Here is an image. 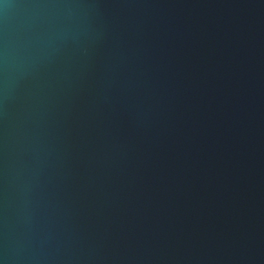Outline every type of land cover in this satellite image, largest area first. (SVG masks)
I'll return each instance as SVG.
<instances>
[{
    "label": "water",
    "instance_id": "obj_1",
    "mask_svg": "<svg viewBox=\"0 0 264 264\" xmlns=\"http://www.w3.org/2000/svg\"><path fill=\"white\" fill-rule=\"evenodd\" d=\"M0 264H264V0H0Z\"/></svg>",
    "mask_w": 264,
    "mask_h": 264
}]
</instances>
